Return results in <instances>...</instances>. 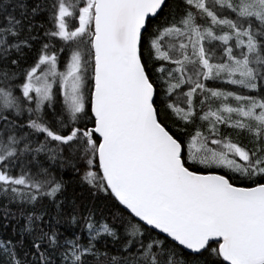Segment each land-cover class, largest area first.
Returning a JSON list of instances; mask_svg holds the SVG:
<instances>
[{
  "label": "snow or ice",
  "instance_id": "6c2138e0",
  "mask_svg": "<svg viewBox=\"0 0 264 264\" xmlns=\"http://www.w3.org/2000/svg\"><path fill=\"white\" fill-rule=\"evenodd\" d=\"M0 221V264H264V0H0Z\"/></svg>",
  "mask_w": 264,
  "mask_h": 264
},
{
  "label": "trees",
  "instance_id": "16d2710c",
  "mask_svg": "<svg viewBox=\"0 0 264 264\" xmlns=\"http://www.w3.org/2000/svg\"><path fill=\"white\" fill-rule=\"evenodd\" d=\"M64 179L68 181V196L75 197L83 203H92L94 202L97 206H102L105 202L102 197H97L95 201H93V197L90 195V192L86 186L81 187L79 182L75 180L74 175L71 171L66 170L64 173ZM3 221H0L2 224ZM11 228H0V236L5 235L10 232Z\"/></svg>",
  "mask_w": 264,
  "mask_h": 264
}]
</instances>
